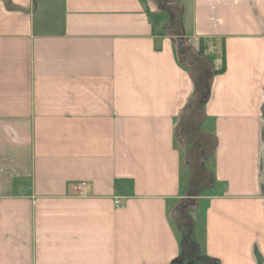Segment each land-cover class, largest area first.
<instances>
[{"label": "crops", "instance_id": "0c3cea01", "mask_svg": "<svg viewBox=\"0 0 264 264\" xmlns=\"http://www.w3.org/2000/svg\"><path fill=\"white\" fill-rule=\"evenodd\" d=\"M192 200L264 264V0H0V264H172Z\"/></svg>", "mask_w": 264, "mask_h": 264}, {"label": "trees", "instance_id": "16d2710c", "mask_svg": "<svg viewBox=\"0 0 264 264\" xmlns=\"http://www.w3.org/2000/svg\"><path fill=\"white\" fill-rule=\"evenodd\" d=\"M5 1L8 3V0ZM207 49L208 46H206V42L201 40V46L198 50L199 55H205ZM203 86H205L203 83H200V86L198 85L196 88L197 93L202 91ZM190 221H192L190 212L181 211L180 227L178 232L181 239L182 250L179 257L174 260L172 264H219L218 261L209 259L203 254L198 242L195 240L193 235L196 223H190Z\"/></svg>", "mask_w": 264, "mask_h": 264}, {"label": "rangeland", "instance_id": "374dc122", "mask_svg": "<svg viewBox=\"0 0 264 264\" xmlns=\"http://www.w3.org/2000/svg\"><path fill=\"white\" fill-rule=\"evenodd\" d=\"M164 15V14H163ZM161 15V16H163ZM161 16H156V18L158 19L159 17ZM196 65V64H195ZM194 65V66H195ZM196 67V66H195ZM196 70V69H194ZM197 71V70H196ZM200 83H201V80L198 78V85L200 86ZM204 85V84H203ZM212 170V164H211V161H208L206 163V165H199L198 167H195V169H192L190 171V169H188V166H183V171L185 172V176L188 178V175L190 177L191 174H193V182L194 183H199L200 187H207V185H209V180H208V172ZM184 176V177H185ZM217 185L216 187L214 186L213 189H211V191L209 190H205L203 191L202 194H208V193H218V192H221L225 187H227V184L226 183H221L219 181L216 182ZM199 186H197L193 191L192 193L193 194H197V193H200V191L202 190ZM202 192V191H201ZM197 201L195 200H192V201H184L182 203V208H181V211H187L186 210V207H188V210L190 212V217H192V221H190V223H196L198 225V227L200 226V221H201V214L198 212H196V207H197ZM181 211L180 213H177L174 217V220L176 219V221L174 223H176L177 225V228L179 230V227H180V219H181ZM179 212V211H178ZM194 227V226H193ZM194 230H195V227H194Z\"/></svg>", "mask_w": 264, "mask_h": 264}, {"label": "water", "instance_id": "95a60500", "mask_svg": "<svg viewBox=\"0 0 264 264\" xmlns=\"http://www.w3.org/2000/svg\"><path fill=\"white\" fill-rule=\"evenodd\" d=\"M178 42V50H179V55H184V51H183V46H184V38L180 37L177 40ZM205 99L208 100L209 99V94L205 96Z\"/></svg>", "mask_w": 264, "mask_h": 264}, {"label": "built area", "instance_id": "2783aa9c", "mask_svg": "<svg viewBox=\"0 0 264 264\" xmlns=\"http://www.w3.org/2000/svg\"><path fill=\"white\" fill-rule=\"evenodd\" d=\"M86 189H87V184L86 183H82L77 187V191L79 193L80 196H85L86 195ZM117 204H119V202H117Z\"/></svg>", "mask_w": 264, "mask_h": 264}]
</instances>
